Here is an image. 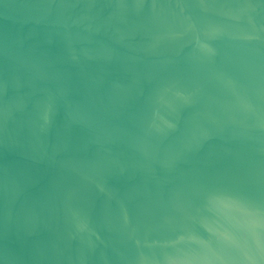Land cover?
<instances>
[{
	"label": "water",
	"instance_id": "obj_1",
	"mask_svg": "<svg viewBox=\"0 0 264 264\" xmlns=\"http://www.w3.org/2000/svg\"><path fill=\"white\" fill-rule=\"evenodd\" d=\"M0 264H264V0H0Z\"/></svg>",
	"mask_w": 264,
	"mask_h": 264
}]
</instances>
